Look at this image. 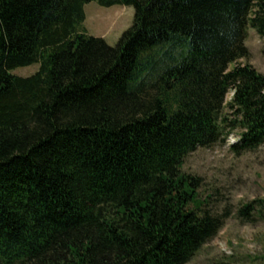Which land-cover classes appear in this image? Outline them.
Segmentation results:
<instances>
[{
	"label": "trees",
	"instance_id": "16d2710c",
	"mask_svg": "<svg viewBox=\"0 0 264 264\" xmlns=\"http://www.w3.org/2000/svg\"><path fill=\"white\" fill-rule=\"evenodd\" d=\"M93 2L134 8L114 47ZM248 27L264 39V0H0V264L190 263L224 219L186 159L264 145Z\"/></svg>",
	"mask_w": 264,
	"mask_h": 264
},
{
	"label": "rangeland",
	"instance_id": "374dc122",
	"mask_svg": "<svg viewBox=\"0 0 264 264\" xmlns=\"http://www.w3.org/2000/svg\"><path fill=\"white\" fill-rule=\"evenodd\" d=\"M85 13L88 34L112 47L134 20L133 7L106 8L93 2L85 6ZM245 46L249 57L240 64L264 75V39L251 27L247 28ZM39 67L34 64L10 73L27 78ZM231 96H227L228 101ZM239 135L236 130L215 146L198 149L185 161L183 172L198 180V191L203 200L209 201L208 209L224 219L218 235L188 264H264V206L254 205L262 215L255 211H249L248 216L242 214L245 205L264 200V145L242 152Z\"/></svg>",
	"mask_w": 264,
	"mask_h": 264
},
{
	"label": "crops",
	"instance_id": "0c3cea01",
	"mask_svg": "<svg viewBox=\"0 0 264 264\" xmlns=\"http://www.w3.org/2000/svg\"><path fill=\"white\" fill-rule=\"evenodd\" d=\"M114 7H116V6H114ZM114 7H111V8H114Z\"/></svg>",
	"mask_w": 264,
	"mask_h": 264
}]
</instances>
